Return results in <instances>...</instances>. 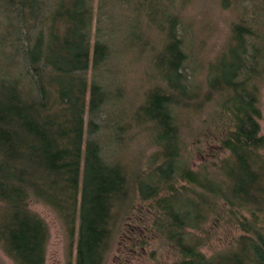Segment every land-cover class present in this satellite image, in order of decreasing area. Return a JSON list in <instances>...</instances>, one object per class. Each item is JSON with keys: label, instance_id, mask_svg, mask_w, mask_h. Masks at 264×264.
I'll list each match as a JSON object with an SVG mask.
<instances>
[{"label": "trees", "instance_id": "trees-1", "mask_svg": "<svg viewBox=\"0 0 264 264\" xmlns=\"http://www.w3.org/2000/svg\"><path fill=\"white\" fill-rule=\"evenodd\" d=\"M187 1L3 0L8 13L0 28V247L15 264L46 261L49 227L31 201L55 210L70 236L77 228L74 264H107L135 189L141 200L155 199L153 228L175 253L168 264H264V135L254 78L262 65V21L241 17L233 25V42L209 65L208 91L202 93L187 67L188 39L179 16ZM124 3L136 13L138 33L121 42L133 40L139 53L149 54L151 83L135 112L159 145L149 172L134 173L111 158L102 131L110 98L102 73L108 71L116 27L111 21L118 13L111 10ZM13 32L16 39L5 37ZM14 54L22 65L16 71ZM90 67L95 72L88 80ZM214 94L231 112L221 137L228 155L216 171L206 165L196 171L183 153L179 117L181 110L202 105L200 95ZM178 181L190 189L175 188ZM210 213L239 232L207 255L193 230Z\"/></svg>", "mask_w": 264, "mask_h": 264}, {"label": "rangeland", "instance_id": "rangeland-1", "mask_svg": "<svg viewBox=\"0 0 264 264\" xmlns=\"http://www.w3.org/2000/svg\"><path fill=\"white\" fill-rule=\"evenodd\" d=\"M263 6L264 2L261 0H189L181 4L179 16L188 39V73L191 72V79L199 85L202 93L208 91L206 75L209 65L216 62L232 44V27L241 17H255V20L262 21L257 29H260L264 42ZM112 9L114 12L111 10V13L118 12L111 21L113 27H116L110 33L112 48L108 71L102 73L110 91V98L103 111L102 131L107 140L105 146L110 157L124 163L130 171L149 172L150 158L159 153V145L155 143V135L151 134L149 124L141 121L140 113L135 115L151 83L148 79L149 54L139 53L138 44L133 40L121 42L138 33V26L135 25L138 24V18L135 19L136 13L131 6L120 4L114 5ZM7 13L3 0H0V28L3 27V16ZM124 18H128V22L124 23V27L119 26ZM131 24H134L133 32H128L126 27ZM94 30L93 23L92 33ZM16 36L18 34L14 32L5 35L12 40ZM10 63L14 70L22 66L18 54L11 57ZM261 64L260 73L254 78L259 85V125L260 133L264 135V43ZM94 72L92 67L88 69V80H91ZM117 91L119 95L115 99L114 93ZM210 96L203 98L200 95L202 105L193 110H181L179 117L185 139L183 153L190 159L191 167L196 171L204 165L216 171L220 159L228 155L221 144V137L231 112L227 111L220 96ZM114 121L121 124L119 130L114 128ZM86 122L87 113L85 124ZM174 187L179 190L190 189L189 184L183 181H178ZM168 190L165 188L160 195H165ZM198 190L201 191L199 188ZM136 193L137 189L134 196L131 195L130 205L118 222L107 264H168L175 258V253L170 242L153 228L152 210H156L155 199L153 198L154 202L151 199L141 200ZM29 206L45 219L49 227L45 264H74L77 228L70 236L55 210L35 201H31ZM193 231L202 237L201 249L207 255L228 246V242L239 232L236 226L212 216L211 213L200 229ZM0 264H15L1 247Z\"/></svg>", "mask_w": 264, "mask_h": 264}]
</instances>
